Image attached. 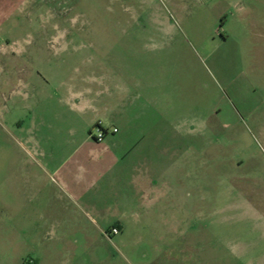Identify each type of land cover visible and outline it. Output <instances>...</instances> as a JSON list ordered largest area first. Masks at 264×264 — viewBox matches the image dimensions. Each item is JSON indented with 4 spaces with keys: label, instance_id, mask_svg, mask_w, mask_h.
I'll return each mask as SVG.
<instances>
[{
    "label": "rangeland",
    "instance_id": "obj_1",
    "mask_svg": "<svg viewBox=\"0 0 264 264\" xmlns=\"http://www.w3.org/2000/svg\"><path fill=\"white\" fill-rule=\"evenodd\" d=\"M0 264H264V0H0Z\"/></svg>",
    "mask_w": 264,
    "mask_h": 264
},
{
    "label": "crops",
    "instance_id": "obj_2",
    "mask_svg": "<svg viewBox=\"0 0 264 264\" xmlns=\"http://www.w3.org/2000/svg\"><path fill=\"white\" fill-rule=\"evenodd\" d=\"M97 122H101L102 125L104 126V123L100 121L99 119H96L95 121H93L92 125L94 126ZM117 133H118V130H117ZM96 144H100V143H96ZM125 145L126 144L123 141H120V142L113 141L109 145L103 146L98 151H96V150H93V145L89 144L88 142L84 143V146L88 147V151H87L88 156H91V158H93L94 160L97 159L95 161L96 163L100 164L102 157L107 158L108 160H112L109 163L101 164L102 166L101 168H103L102 170L105 169L106 171L108 169H111L114 166V164H116L118 160L115 156V153H117V150H123L125 148ZM94 148H95V145H94ZM123 161L124 160L122 159V162ZM73 164L75 166L77 165L76 167L79 169L78 170L79 174L75 176L72 175V177L69 175H66L65 173L66 165L63 164L62 167L56 170V174L58 177L57 185L62 190H65V191L69 190L71 192L75 190L80 196L81 195L83 196L85 193L89 192V190L95 186L94 184L98 181V178L94 177L93 180L92 179L88 180L86 177V175L88 176L87 170H85L82 166H79V163L75 161L73 162ZM67 172L70 173V170L68 169ZM139 185L142 187V189H147L149 185L148 179L147 178L140 179ZM71 192H68L70 193L69 196H72Z\"/></svg>",
    "mask_w": 264,
    "mask_h": 264
},
{
    "label": "built area",
    "instance_id": "obj_3",
    "mask_svg": "<svg viewBox=\"0 0 264 264\" xmlns=\"http://www.w3.org/2000/svg\"><path fill=\"white\" fill-rule=\"evenodd\" d=\"M95 130L96 133L95 134H90V137L94 140V142L96 143H102L106 137L107 134L111 133V134H115L117 133V129L113 128L111 131H109L107 128L103 127L101 122H97L95 124ZM111 233L113 235L118 234V231L116 229L111 230Z\"/></svg>",
    "mask_w": 264,
    "mask_h": 264
},
{
    "label": "trees",
    "instance_id": "obj_4",
    "mask_svg": "<svg viewBox=\"0 0 264 264\" xmlns=\"http://www.w3.org/2000/svg\"><path fill=\"white\" fill-rule=\"evenodd\" d=\"M91 134V133H90Z\"/></svg>",
    "mask_w": 264,
    "mask_h": 264
}]
</instances>
